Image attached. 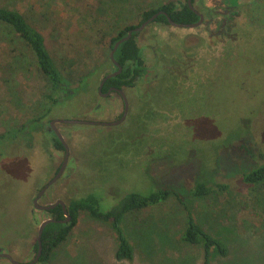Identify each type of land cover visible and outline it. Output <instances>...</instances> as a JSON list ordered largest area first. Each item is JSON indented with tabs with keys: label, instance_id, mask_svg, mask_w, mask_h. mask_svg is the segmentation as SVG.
Masks as SVG:
<instances>
[{
	"label": "rangeland",
	"instance_id": "1",
	"mask_svg": "<svg viewBox=\"0 0 264 264\" xmlns=\"http://www.w3.org/2000/svg\"><path fill=\"white\" fill-rule=\"evenodd\" d=\"M166 1L0 0L1 6L19 9L42 33L56 67L73 90L64 103L52 107L44 99L49 91L46 78L26 49L9 43L0 28V47H12L19 56L3 70L5 57L1 58L0 51V250L15 260L33 259L38 226L50 218L48 212L32 205L64 156L54 147L49 120H117L122 101L116 94H97L102 75L94 71L109 58L112 38L138 25L145 9ZM237 1L195 0L203 23L170 29L200 36L220 52L223 33L242 21L241 15L228 12ZM151 35L143 29L135 38L143 49L146 71L136 88L125 90L130 109L124 121L117 125L57 124L68 144L69 158L63 174L38 203L61 199L68 204L94 190L101 209H109L125 190L148 193L172 188L189 203L204 230L227 248L224 256L213 252L209 264H264V182L248 185L242 181L241 174L255 166L251 157L237 149L239 142L252 149L264 148V54L253 51L251 73L231 75L230 83L217 79L214 84L211 79L188 94L161 89L154 97L155 109L148 95L155 75ZM241 78L247 79L249 89H239ZM164 103L180 117L175 112L165 117ZM180 118L187 121L179 123ZM8 130H18L17 138L1 139ZM197 181L225 183L229 188L195 198L190 190ZM185 226V212L174 195L129 212L122 227L134 254L125 259L116 256L118 239L112 226L80 212L66 240L47 262L36 264H204L202 244L182 240ZM0 264L11 263L0 257Z\"/></svg>",
	"mask_w": 264,
	"mask_h": 264
},
{
	"label": "trees",
	"instance_id": "2",
	"mask_svg": "<svg viewBox=\"0 0 264 264\" xmlns=\"http://www.w3.org/2000/svg\"><path fill=\"white\" fill-rule=\"evenodd\" d=\"M194 1L192 0L193 6ZM158 11H164L176 23H192L199 18L189 7L187 0H168L157 8L145 9L141 14V21L138 25ZM228 12L230 15H241L242 21L236 23L228 32L223 33L222 39L225 42L220 52L215 48L216 46L209 44L200 36L181 34L178 32L179 29L176 31L170 29L172 26L164 14H159L145 28L152 33L150 38L154 49L152 68L155 75L150 83V92L148 93L152 98L149 103L153 108L158 107L154 102V97H158L155 94L156 92L160 94L161 89L171 91V94H188L191 89L201 84H207L211 82V79L215 80L214 84L217 83V79L219 83L221 80L230 83L231 75L237 77V74L244 76L251 73L253 68L250 67L249 60L254 58L252 52L259 50L260 53L264 54V0H239L235 5L228 8ZM133 27H126L119 32L118 36L112 38L111 49L114 43L124 36L128 29ZM0 28L6 31L9 36V43H20L26 49L31 56L30 59L33 60L39 72L46 78L49 91L44 94V99L52 107L64 103L72 95L73 90L56 67L42 33L26 19L19 9L1 5ZM135 37L136 34L118 46L114 58L122 66V71L118 75L107 79L103 90L109 86L125 87V89L137 87L138 80L146 71V65L142 55L143 49L137 44ZM0 51L1 58L5 57L2 62L5 65L3 70H6L8 64L19 56L16 49L7 45L0 47ZM116 69L113 62L108 58L97 66L94 73H98L103 77ZM239 84V89L243 91L249 89L246 78H241ZM163 105L161 111L164 116L175 112L180 117L175 109L165 106V103ZM45 116L44 114L38 120ZM169 120L171 119L168 117L167 122L170 123ZM182 121H185V119L180 118L178 120L179 123ZM193 122L195 125L197 124L195 119ZM17 135L18 130H8L1 135V139L12 140L17 138ZM54 145L56 148L62 149V145L57 139ZM237 149L251 157V165L255 166L241 174L242 181L248 185L264 182V148L252 149L239 142ZM228 188L229 186L225 183L208 185L203 181H197L190 190V196L203 198L211 193L226 191ZM95 192L94 190H88L86 195L71 199L66 204V209L71 216L68 223L52 222L45 226L41 237L43 252L39 262H47L51 252L66 240L70 231L76 225L80 212H85L93 219L109 223L118 239L116 256L131 259L134 250L122 227L124 216L131 211L156 205L171 195L176 196L185 212L186 226L182 234V240L193 245L202 244L205 257L204 264H209L213 252L223 256L227 253V248L223 243L205 231L196 221L189 203L175 189L156 188L148 193L125 190L118 196L120 197L118 201L109 209H101L99 198L94 194ZM48 213L55 220L64 218L60 206L49 210ZM34 249L37 250L36 241L34 242Z\"/></svg>",
	"mask_w": 264,
	"mask_h": 264
},
{
	"label": "water",
	"instance_id": "3",
	"mask_svg": "<svg viewBox=\"0 0 264 264\" xmlns=\"http://www.w3.org/2000/svg\"><path fill=\"white\" fill-rule=\"evenodd\" d=\"M187 3L189 5V7L198 15V20L196 22H192V23H176L175 21H173L168 15L167 13H165L164 11H158L156 12L155 14H153L152 16H150L148 19L144 20L140 25H137L135 27H133L132 29H128L127 32H126V35L125 36H122L121 38H119L113 45L111 51H110V54H109V58L110 60L113 62V64L117 67V70H115L114 72L112 73H109V74H106L101 82H100V89L101 87L103 86L104 82L111 78V77H114L116 75H118L121 71H122V66L115 60L114 58V54H115V51L117 50L118 46L129 40L133 33H136V32H139L141 30H143L148 24H150L154 19H156V17L159 15V14H164L166 17H167V20L168 22L170 23V25L174 26V27H185V28H195V27H198L199 25H201L204 21V16L203 14H201L198 10H196L192 4V0H187ZM99 89V90H100ZM111 90H115L117 92H119L120 94H123V91L119 88H112ZM109 90L106 94L104 95H107L108 93H110ZM124 110H123V113L121 114V116L115 120V121H112V122H97V121H88V120H82V119H70V120H62V119H55V120H52L50 122V127L51 129L53 130L54 134L56 135V138L57 140L61 143V145L63 146L64 148V151H65V155H64V159H63V162H62V165L61 167L59 168V170L55 173V175L47 182V184L39 191L38 193V196L36 198L33 199V206L36 208V209H39V210H45V211H48L50 209H53L54 207H56L57 205L61 206L62 210H63V213H64V218L63 219H60V220H55L53 218H48V219H45L43 220L39 226H38V229H37V236H36V242H37V250H36V253H35V256L32 260L28 261V262H20V261H17L15 260L14 258L11 257L10 254H8L7 252H3L0 250V257H3V258H6L8 259L12 264H36L39 262L40 260V257L42 255V252H43V246H42V240H41V237H42V233H43V230L45 228V226L49 223H52V222H59V223H68L70 220H71V216L69 215L67 209H66V204L63 200L61 199H57L54 203L52 204H49V205H40L38 204V198L41 196V194L50 186L52 185L53 183H55L59 177L62 175L63 171H64V168L66 166V163H67V160H68V156H69V148H68V144L67 142L64 140V137L62 136V134L59 132L58 128L55 126V123H81V124H90V125H117L119 123H121L122 121L125 120L126 116H127V113L129 111V102H128V99L126 96H124Z\"/></svg>",
	"mask_w": 264,
	"mask_h": 264
},
{
	"label": "flooded vegetation",
	"instance_id": "4",
	"mask_svg": "<svg viewBox=\"0 0 264 264\" xmlns=\"http://www.w3.org/2000/svg\"><path fill=\"white\" fill-rule=\"evenodd\" d=\"M194 2H195V1H194ZM192 4H193V3H192ZM194 6H195V5H194ZM195 9L198 10L196 7H195ZM198 11H199V10H198ZM199 12H200V11H199ZM200 13H201V12H200ZM201 14H203V13H201ZM203 16H204V15H203ZM152 22H153V21H152ZM150 24H151V23H150ZM150 24H148L147 26H149ZM147 26H146V27H147ZM171 26H172V25H171ZM134 27H135V26H134ZM146 27H145V28H146ZM173 27H174V26H173ZM145 28H144V29H145ZM179 28H185V27H179ZM131 29H132V28H131ZM141 31H142V30H141ZM126 32H127V31H126ZM139 32H140V31H139ZM134 34L137 35V32H136V33H133V35H134ZM125 35H126V34H125ZM125 35H124V36H125ZM133 35H132V36H133ZM135 38H136V37H135ZM136 42H137V41H136ZM114 67L117 68L115 65H114ZM116 70H117V69H116ZM113 72H114V71H113ZM111 73H112V72H111ZM103 77H104V76H103ZM103 77H102V78H103ZM102 78L100 79V82H101ZM100 82H99L98 87H97V94H99L100 96H103V97L109 96V95H111V94H116V95L121 99V101H122V105H123V110H124V104H125V102H124V96H126V93H125V90H126V89H125V87L119 88V87L109 86L107 89L103 90V86H104V84H103V86H102L101 89H100V88H99V87H100ZM104 83H105V82H104ZM112 88H119V89H121V90L123 91L124 96H123L122 94H120L119 92L115 91V90H111ZM99 89H100V90H99ZM109 90H111L110 93H108L107 95H104V94H106ZM126 97H127V96H126ZM127 99H128V98H127ZM128 102H129V100H128ZM129 109H130V103H129ZM123 110H122V113H123ZM128 112H129V111H128ZM122 113H121V114H122ZM127 115H128V113H127ZM120 116H121V115H120ZM120 116H119V117H120ZM119 117H118V118H119ZM126 117H127V116H126ZM118 118H117V119H118ZM55 119H58V118H53V119L49 120V122H48V131H49L50 133H52V135L54 136V137H53V142H55V140H56L57 138H56V135L54 134L53 130H52L51 127H50V122H51L52 120H55ZM125 119H126V118H125ZM57 124H59V123H55V126H56V127H57ZM58 130H59V129H58ZM59 132H60V131H59ZM60 133H61V132H60ZM62 136H63V135H62ZM64 140H65V139H64ZM53 144H54V143H53ZM54 147H55V145H54ZM55 148H56V147H55ZM56 149H60V150H62V151L64 152V155H65V151H64L63 146H62V149H61V148H56ZM68 158H69V156H68ZM63 159H64V156H63ZM67 161H68V160H67ZM62 162H63V160H62ZM62 162H61L59 168L61 167ZM66 164H67V163H66ZM65 167H66V166H65ZM59 168H58V170H59ZM58 170H57V171H58ZM64 170H65V168H64ZM57 171H56V172H57ZM62 174H63V173H62ZM54 175H55V174H54ZM59 178H60V177H59ZM48 181H49V180H48ZM48 181H47V182H48ZM47 182H46L45 184H43V186L37 191V193H36V195L34 196V198H36V197L38 196L39 191H40V190H41V189L47 184ZM53 184H54V183H53ZM48 188H49V187H48ZM48 188H47V189H48ZM47 189H46V190H47ZM46 190H45V191L41 194V196L38 198V201H39L40 198H42V196L44 195V193L46 192ZM34 198H33V199H34ZM38 201H37V202H38ZM55 201H56V200H55ZM55 201H54V202H55ZM54 202H53V203H54ZM38 204H39V203H38ZM50 204H52V203H50ZM32 205H33V200H32ZM40 205H42V204H40ZM47 205H49V204H47ZM57 206H59V205H57ZM57 206H56V207H57ZM33 207H34V206H33ZM56 207H54V208H56ZM60 207H61V206H60ZM34 208H35V207H34ZM54 208H53V209H54ZM37 210H39V209H37ZM50 210H51V209H50ZM39 211L49 212V210H48V211H45V210H39ZM50 218H51V215H50ZM47 219H48V218H47ZM59 220H60V219H59ZM34 250H35V249H34ZM3 252H4V251H3ZM35 253H36V250H35ZM33 258H34V257H33ZM7 260H8V259H7ZM10 263H11V262H10ZM11 264H12V263H11Z\"/></svg>",
	"mask_w": 264,
	"mask_h": 264
}]
</instances>
